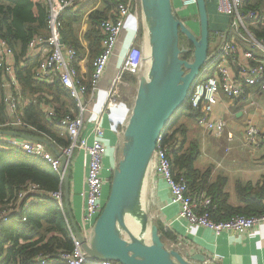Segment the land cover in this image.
Wrapping results in <instances>:
<instances>
[{"label":"built area","instance_id":"2783aa9c","mask_svg":"<svg viewBox=\"0 0 264 264\" xmlns=\"http://www.w3.org/2000/svg\"><path fill=\"white\" fill-rule=\"evenodd\" d=\"M43 1L47 6V32L34 34L29 39L25 57L38 59L37 66L33 71V78L45 83H53L55 80H59L69 92L77 110H70L60 115L54 107L45 104L41 106L49 122L64 127L67 131L69 144L57 146L58 151L67 160L63 171H61L60 158L53 155L44 142L21 136L0 135V147L15 148L45 160L60 177L59 187L56 190L46 192L41 190L39 185L29 183L18 192L17 201L14 204L8 203L0 206V227L7 222L11 210L19 208L20 212L32 203H36L37 197L35 198L34 194L37 191H41L43 197H49L62 205L63 174L67 170L74 151L78 149L82 150L87 158L85 188L81 193L83 207L79 230L84 241L89 242L94 224L105 204H103L104 187L111 182L117 161L116 158L113 165H105L106 147L103 144L105 131L102 116L103 113L112 112L116 106L115 100L119 96V83L123 74L131 73L138 76L143 58H147L145 54L146 39L144 35L143 40H137L127 49L120 70L114 77L112 87L103 90L107 93V99L102 107V113L91 111L92 131L89 136H82L84 116L90 111L88 103L101 90L100 80L113 56L116 43L126 21L128 18L137 15L136 0H117L113 15L99 23V29L103 35L102 49L91 61L88 85L83 82L78 72L79 57L77 50L61 42V15L68 9H74L76 4L82 0ZM195 5L196 0L180 1L182 9ZM243 6L244 0H216L217 13L225 15L229 19L227 28L223 32L222 38H225L217 48L208 52L207 61L200 68V75L192 84L188 98L191 108L201 113L199 123L203 130L215 137L225 136L228 141L235 138L234 131L228 127L224 118L214 115L215 106L221 96L231 100L238 99L247 94L248 89L253 87L264 92V38H257L249 29V24L256 23L259 16L253 10L244 11ZM237 37L246 43L248 48L239 44ZM140 43H143V50L140 48ZM14 54L13 48L0 36V87L8 92L3 96V100L7 112L11 116L7 121L0 122V130L3 128L10 130L13 127L33 128L22 119L18 110V103L22 95L21 86L15 74ZM76 60L77 64H75ZM86 95L87 98L84 99ZM125 122L126 120L123 121V125ZM123 129L124 126L122 133ZM243 131L245 146H264V126L258 127L253 123H248L244 126ZM164 132L165 130L162 131L156 142L152 169L167 184L171 202L180 206L182 217L190 224L207 228L216 235L222 232L242 235L254 227L264 225V210L252 216L234 214L223 220L212 219L210 214L212 199L210 196L201 191H191L182 178H175L169 157V147L164 143ZM23 200H25L24 205L22 204ZM65 219L73 241V249L50 255H38L35 257L36 263L49 264L56 260H63L66 264H121L112 260L93 259L87 255L82 249L80 241L76 238L69 220L66 217Z\"/></svg>","mask_w":264,"mask_h":264},{"label":"crops","instance_id":"0c3cea01","mask_svg":"<svg viewBox=\"0 0 264 264\" xmlns=\"http://www.w3.org/2000/svg\"><path fill=\"white\" fill-rule=\"evenodd\" d=\"M32 1L33 3L43 2L46 6L43 0ZM86 1L87 0H82L79 3H85ZM116 2L109 17L113 15ZM206 2L208 4L210 32L214 34V37L209 43V51H211L217 48L225 38H222L223 32L227 28L229 19L227 16L217 13L216 0H206ZM79 3L76 4L74 9L70 10L76 11L79 7ZM172 4L174 11L183 21L196 20V18H193L196 15V9L191 17L184 16L183 10L180 8V1L172 0ZM104 8L105 3L103 0H94L84 12L81 21L75 25L74 36H76L82 48L78 72L85 84L88 83V76L91 73L90 65L94 58L90 57L88 40L85 37L87 31L91 28L89 15L92 11H102ZM188 18L189 20H187ZM139 24L142 26V32H145L141 8H139L135 17L132 16L126 21L116 43L113 56L109 60L105 73L100 80L99 86L101 90L98 92L97 96L88 103L90 111L84 116V127L81 131L82 136H89L92 131L93 118L91 116V111L94 110L98 113H102V107L107 99V93L103 90L112 87L114 77L120 70L122 59L127 49L136 40ZM190 26L193 30H196L192 25ZM46 32L47 31H44L41 34ZM102 39L100 41L101 49ZM237 42L244 48H248V45L238 37ZM15 56L16 51L13 59L14 64ZM138 76L137 78L140 77ZM119 88H121V94L124 97L122 99L123 102H118L117 105L119 104L120 106L116 105L117 107L112 110V112L103 113L102 116V124L105 131L103 144L106 147V166L113 165L117 158V150H119L122 143L121 131L124 126L123 121L127 120L130 113V105L133 102L134 94H136L137 84L121 79ZM1 89L3 88L0 87V103H4L3 96L8 92L4 89L2 91ZM38 96L39 98H37V100L41 111L42 104L56 109L55 105L47 101L52 98L49 94L43 93V95ZM86 98L87 95L84 99ZM23 100L24 98L22 95L18 103V110L21 113L22 119L24 118ZM73 104V106H70L72 104L65 105L66 107L70 106L67 112L70 110H77L74 101ZM4 108V118L6 119L5 121H7L11 116L7 112L5 104ZM56 111L60 115L67 113H62L58 111V109H56ZM214 115L220 116L226 120L228 127L234 131L235 138L232 141H228L225 136L215 137L205 132L199 120L197 121L195 117L182 116L180 121L186 126L187 139L183 144L181 152L189 147H194L196 149H194L196 155L192 162L193 169L200 173L209 172V183H215L214 189H216V186L217 189L221 188L219 192L215 190L210 192L214 201L218 204L216 212L217 218L224 219L236 211L253 213L255 210L262 208L264 204V146H245L243 143V128L248 123H253L258 127L264 126V92L253 87L248 89L247 94L238 99L231 100L221 96L218 104L215 106ZM32 127L33 128L23 129L36 132L37 129L34 126ZM3 130L15 131L12 128L10 130L3 128ZM18 133L26 135L20 132ZM207 136H213L214 139H209ZM44 139L53 143L57 148L58 145L53 141L47 138ZM46 146L53 155L57 156L48 145ZM66 172L69 177L70 209L74 220L78 227H80L83 207V197L81 193L85 188V176L87 172V158L82 150H77L76 155L74 152V155L69 160ZM142 197L144 206L151 220L156 223L159 228L160 235L166 248L176 249L182 255L185 253H189L190 255L202 253L205 256V262L201 264H264V225L254 227L242 235L232 232H222L216 235L207 228L190 224L180 215V206L171 202L167 184L153 169L148 172L144 181ZM43 202V199H40V202L36 205L44 206L46 203ZM18 213L19 208L11 210L8 216L15 215V217H18ZM65 213L66 212H64V217L68 219Z\"/></svg>","mask_w":264,"mask_h":264},{"label":"trees","instance_id":"16d2710c","mask_svg":"<svg viewBox=\"0 0 264 264\" xmlns=\"http://www.w3.org/2000/svg\"><path fill=\"white\" fill-rule=\"evenodd\" d=\"M103 1L105 8L102 11H92L89 15L91 28L87 31L85 37L88 40L91 58L98 55L101 51L100 41L102 34L99 29V23L111 15L117 0ZM93 2L94 0H87L85 3L81 2L76 11L68 9L61 15L62 40L66 46L77 50L79 60L82 56V48L78 39L74 36L75 25L81 21L84 12ZM135 4L139 10V0H136ZM243 10H253L258 14V21L250 23L249 29L257 38H264V0H244ZM193 18L197 20L196 15ZM46 19L47 7L43 2L0 0V36L13 48L14 53L16 51L14 66L16 77L21 86V94L24 98L23 120L34 126L37 131L34 132L17 127L12 129L40 139L47 138L58 146H65L69 144L66 129L47 120L39 108L37 98H39L38 95L41 96L43 93L49 94L52 98L47 101L55 105L56 109L62 113L67 112L68 107L74 105L73 99L59 80H55L53 83H45L34 79L33 71L37 66L38 59L25 57L29 39L34 34H41L46 31ZM142 30V26L139 24L136 40L142 34ZM213 37L214 34L210 32L209 43ZM180 38L185 39L184 36H180ZM185 42L186 44H181L185 50L182 51L180 57L191 60L193 46L189 41ZM75 64H77V60ZM123 79L128 82L138 83L136 74L124 73ZM1 90L3 91V89ZM188 98L189 96L173 113L165 126L164 143L169 147V157L175 178H182L191 191H201L205 195L210 196L212 199L211 218L223 220L216 217L218 204L210 194L212 190L219 192L221 188L217 189L216 186V189H214L215 183H209V172L200 173L193 169L192 162L196 155L194 147H189L181 152L187 139V133L186 126L182 124L180 118L182 116L195 117L198 121L201 116L199 111L191 108ZM67 104L72 105L66 107L65 105ZM4 109V103H0L1 123L6 120L4 118ZM118 153L120 154V148L117 152V158H119ZM59 180V174L54 172L45 160L33 157L15 148L5 149L0 147V206L8 203L14 204L17 201L18 192L29 183L37 184L41 190L47 192L56 190L59 187ZM34 197H37L36 203H32L20 211L18 217H15V215L10 216L7 222L0 227V264H38L35 262V257L38 255H50L73 249V241L64 217V197L62 205H59L56 200L49 197H43L41 191H37ZM40 199H43V203H46L44 206L36 205L40 202ZM24 201H22L23 205ZM263 210L264 204L262 208L255 210L253 213L236 211L228 215V217L234 214L252 216L261 213ZM22 217H25V219H22ZM49 264L66 263L63 260H56Z\"/></svg>","mask_w":264,"mask_h":264},{"label":"water","instance_id":"95a60500","mask_svg":"<svg viewBox=\"0 0 264 264\" xmlns=\"http://www.w3.org/2000/svg\"><path fill=\"white\" fill-rule=\"evenodd\" d=\"M139 2L146 30L148 67L138 78L109 193L89 242L84 241L70 209L67 172L63 174L65 214L82 249L93 259L121 264H201L205 262L202 253L182 255L165 247L142 196L157 139L173 113L186 101L200 68L207 61L210 33L207 2L196 0L198 32L174 11L172 0ZM180 36L193 46L191 60L180 57L185 50L180 46ZM1 134L44 142L60 158L61 171L65 170L66 158L50 141L15 131L0 130Z\"/></svg>","mask_w":264,"mask_h":264},{"label":"rangeland","instance_id":"374dc122","mask_svg":"<svg viewBox=\"0 0 264 264\" xmlns=\"http://www.w3.org/2000/svg\"><path fill=\"white\" fill-rule=\"evenodd\" d=\"M179 1H181V0H179ZM180 8H182V7H180ZM195 9H196V5L195 6H190V7H188V8H185V9H182L183 10V13H184V16H192V14H194L195 13ZM197 17V16H196ZM186 20V19H185ZM187 20H189V18L187 19ZM195 22V23H194ZM197 21L195 20V21H187L186 23H188V24H190V25H192V27H194V28H196V30H194L195 32H198V25H197V23H196ZM144 33V34H143ZM145 33H146V30H145V32H142V34L138 37V39L137 40H143V38H142V36H144L145 35ZM186 40L185 39H183V38H180V46H181V44H186V42H185ZM183 44V45H184ZM140 48H141V50H143V43H140ZM147 67H148V61H147V58L145 57V58H143V61H142V65H141V68H140V70H139V72H138V75L139 76H141V75H143L145 72H146V69H147ZM118 94H119V96L116 98V105H117V103L118 102H121L122 101V99L124 98L123 97V95L121 94V88H119V91H118ZM123 102V101H122ZM119 105V104H118ZM117 105V106H118ZM117 106H115L114 108H113V110L117 107ZM120 106V105H119ZM207 137H209V139H214V137L213 136H207ZM221 139H225V138H221ZM121 146V145H120ZM120 148V147H119ZM77 150L78 149H76L74 152H75V155L77 154ZM118 151V150H117ZM74 155V154H73ZM118 155H120L119 153H118ZM118 159V158H117ZM150 170H151V167H150ZM108 193H109V187H108V185L107 186H105L104 187V190H103V204L105 203V201H106V199H107V196H108Z\"/></svg>","mask_w":264,"mask_h":264},{"label":"flooded vegetation","instance_id":"af4514ba","mask_svg":"<svg viewBox=\"0 0 264 264\" xmlns=\"http://www.w3.org/2000/svg\"><path fill=\"white\" fill-rule=\"evenodd\" d=\"M107 185H108V187H110V183H108ZM107 185H106V186H107Z\"/></svg>","mask_w":264,"mask_h":264}]
</instances>
